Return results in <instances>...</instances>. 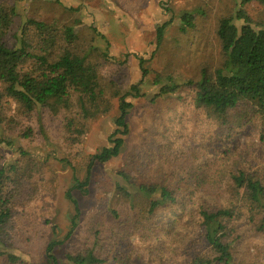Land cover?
Returning a JSON list of instances; mask_svg holds the SVG:
<instances>
[{
	"label": "trees",
	"instance_id": "trees-1",
	"mask_svg": "<svg viewBox=\"0 0 264 264\" xmlns=\"http://www.w3.org/2000/svg\"><path fill=\"white\" fill-rule=\"evenodd\" d=\"M249 1L240 0L233 15L218 21L220 61L215 67L203 63L196 80L182 83L155 75L157 92L150 103L174 96L184 106L186 100L179 92L186 89L191 99L187 112L159 115L156 150L143 159L130 157L127 166L117 171L114 190L119 208H101L90 215L86 234L91 246L67 253V264H133L134 249L127 243L132 236L145 246L148 264H167L160 242L172 236L176 219L186 214L195 220L207 246L206 253L191 264H235L231 241L243 217L264 235V24L253 23L247 15L244 7ZM16 15L14 6L0 0V127L13 124L3 113L4 100L30 113L38 106L67 107L74 92L81 108L85 103L95 106L102 95L97 69L77 53L74 28L66 27L58 34L45 23L30 20L9 46L5 39ZM180 21L181 32L193 28V13H183ZM164 28L165 24L156 28L157 44L162 42ZM138 63L144 78V60L139 58ZM129 97L146 95L134 84L118 98L119 114L107 138L108 147L91 157L87 176L94 164L120 154L133 107ZM254 135L258 149L242 155L240 138ZM240 157L246 158L245 164L237 161ZM214 160L220 164L212 181ZM4 173L0 169V230L10 219L1 194ZM75 184L76 189L83 187ZM214 196L216 203L221 201L217 206ZM67 197L71 199L69 193ZM72 203L75 214L64 241L78 226L77 203ZM62 242L47 244L46 264H59L53 249ZM7 259L16 261L11 255ZM251 264H264V251L262 260Z\"/></svg>",
	"mask_w": 264,
	"mask_h": 264
},
{
	"label": "rangeland",
	"instance_id": "rangeland-1",
	"mask_svg": "<svg viewBox=\"0 0 264 264\" xmlns=\"http://www.w3.org/2000/svg\"><path fill=\"white\" fill-rule=\"evenodd\" d=\"M4 1L17 11L5 39L7 45L15 43V36L30 20L45 23L58 34L72 27L77 53L98 73L102 95L95 106L85 103L81 108L74 92L67 107L38 106L30 113H23L13 101L3 102V113L13 124L0 127V169L5 171L1 194L10 208V219L0 230V264H46L47 244L60 241L53 255L59 264H67V253L83 252L91 246L86 234L90 215L101 208H119L114 190L117 171L127 166L130 157L143 159L156 150L159 115L187 112L191 99L186 89L179 92L186 100L184 106L174 96L150 103L157 92L155 75L182 83L196 80L203 63L215 67L220 61L215 34L218 21L233 15L240 0ZM244 9L253 23L264 24V0H250ZM183 13L194 15V27L186 32L180 31ZM163 24L162 42L157 44L156 28ZM139 58L144 60V78ZM134 84L146 97L127 99L133 107L120 154L94 164L87 176L91 157L108 147L107 138L119 114L118 98ZM239 144L242 155L259 146L255 135L241 137ZM237 161L245 164L247 160L240 157ZM219 164L212 168V181ZM76 181L83 184L81 189L75 188ZM221 193L224 197L223 188ZM214 199L215 206L221 203H216V196ZM72 201L77 203L78 226L64 241L75 214ZM200 233L189 214L178 217L172 236L160 242L167 264H191L197 255L206 253ZM127 243L134 249L133 264H148L145 246L137 236ZM231 251L235 264L257 263L263 257L264 235L243 217L236 224ZM7 255L16 261H8Z\"/></svg>",
	"mask_w": 264,
	"mask_h": 264
}]
</instances>
